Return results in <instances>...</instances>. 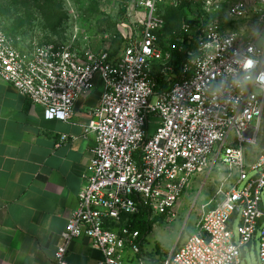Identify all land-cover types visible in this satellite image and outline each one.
Wrapping results in <instances>:
<instances>
[{
  "label": "built area",
  "instance_id": "2783aa9c",
  "mask_svg": "<svg viewBox=\"0 0 264 264\" xmlns=\"http://www.w3.org/2000/svg\"><path fill=\"white\" fill-rule=\"evenodd\" d=\"M182 1L131 0L123 23L136 37L124 36L115 57L68 44L24 51L0 20V78L45 119L70 121L97 78L104 88L84 127L95 145L78 206L52 264H69L81 238L101 252L98 264H243L252 252L264 264V0H202L196 47L171 88L155 94L154 66L173 69L159 10ZM225 14L246 21L233 30ZM216 168L214 194L191 208L195 231L163 257L146 246L136 218L173 222L184 195Z\"/></svg>",
  "mask_w": 264,
  "mask_h": 264
},
{
  "label": "crops",
  "instance_id": "0c3cea01",
  "mask_svg": "<svg viewBox=\"0 0 264 264\" xmlns=\"http://www.w3.org/2000/svg\"><path fill=\"white\" fill-rule=\"evenodd\" d=\"M95 83L62 122L45 119L41 106L0 78V264L53 263L95 145L83 136L104 90L98 78ZM101 259L85 238L74 240L67 255L69 264Z\"/></svg>",
  "mask_w": 264,
  "mask_h": 264
},
{
  "label": "rangeland",
  "instance_id": "374dc122",
  "mask_svg": "<svg viewBox=\"0 0 264 264\" xmlns=\"http://www.w3.org/2000/svg\"><path fill=\"white\" fill-rule=\"evenodd\" d=\"M130 1L0 0V20L10 39L24 51L32 50L37 45L68 44L78 49L107 51L117 56L124 48V36L129 35L132 39L136 37L134 31L126 29L123 23ZM192 1L189 10L195 12V17L190 16V19H198L204 15L202 0ZM159 14L165 21L160 34L164 43L181 27L184 15L179 6L172 4L163 5ZM224 16L226 21H230L229 28L233 30L241 29L242 23L246 21L230 19L226 14ZM154 72L157 73L156 68ZM261 146L264 147V140ZM219 172L222 169H213L209 176L204 174L196 181L193 189L182 198L177 218L173 222L155 221L146 246L152 250L155 248L163 257L181 237L184 240L188 233L195 231L197 219L191 208L194 203L200 206L214 194ZM237 226L236 222L233 229L236 230ZM255 261V253L252 252L247 254L243 264H253Z\"/></svg>",
  "mask_w": 264,
  "mask_h": 264
},
{
  "label": "trees",
  "instance_id": "16d2710c",
  "mask_svg": "<svg viewBox=\"0 0 264 264\" xmlns=\"http://www.w3.org/2000/svg\"><path fill=\"white\" fill-rule=\"evenodd\" d=\"M193 2L194 1L192 0H183L180 3V5H178L184 15V21L181 27L177 29L176 31H174L173 34H171V38L168 41L162 43L160 39V34L162 30L158 34L163 48L166 51H169L171 53V56H172L171 65L173 66V69L172 71L161 73L160 67L158 65L154 66L152 75L154 78V93L155 94L168 91L171 88L172 84L179 76L183 64L188 59L189 51L195 49L196 47V41H197L198 36L201 33V28L204 25V23H197V22H194L197 19H190V16L195 17V12L194 11L190 12L189 10ZM161 7H163V5ZM201 17H199L198 19H200ZM186 23L190 25L188 29L183 28L184 24ZM112 57H115V56L113 55ZM155 68L157 69V73L154 72ZM156 220H160V219L155 218V219L150 220L148 215L144 214L136 218V221L133 224L132 228L133 230L139 231L142 241H145L148 238V236L151 234Z\"/></svg>",
  "mask_w": 264,
  "mask_h": 264
},
{
  "label": "clouds",
  "instance_id": "9594fccd",
  "mask_svg": "<svg viewBox=\"0 0 264 264\" xmlns=\"http://www.w3.org/2000/svg\"><path fill=\"white\" fill-rule=\"evenodd\" d=\"M253 67V62L252 61H246L245 62V68L246 69H251ZM260 79L264 80V74H262V76L260 77Z\"/></svg>",
  "mask_w": 264,
  "mask_h": 264
}]
</instances>
